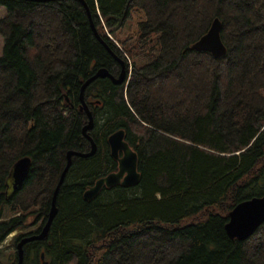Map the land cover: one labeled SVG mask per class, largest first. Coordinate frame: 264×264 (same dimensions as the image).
<instances>
[{"label": "trees", "instance_id": "16d2710c", "mask_svg": "<svg viewBox=\"0 0 264 264\" xmlns=\"http://www.w3.org/2000/svg\"><path fill=\"white\" fill-rule=\"evenodd\" d=\"M0 0V246L38 234L68 151L46 237L24 245L22 264H264V223L248 239L225 226L242 201L264 197V0ZM134 9V36L115 45ZM214 19L226 54L191 46ZM128 60H131L130 64ZM123 130L139 183L102 188L117 170L108 137ZM31 164L11 188L21 158ZM1 252V250H0ZM1 254V253H0ZM0 264L2 257L0 256ZM16 264V252L9 263Z\"/></svg>", "mask_w": 264, "mask_h": 264}, {"label": "water", "instance_id": "95a60500", "mask_svg": "<svg viewBox=\"0 0 264 264\" xmlns=\"http://www.w3.org/2000/svg\"><path fill=\"white\" fill-rule=\"evenodd\" d=\"M32 1L41 2L42 0ZM78 1L84 4L82 0ZM84 7L86 8L93 31L95 35L99 38L96 28L92 24L90 12L85 4ZM191 48L196 52L210 53L214 58H220L226 54V48L223 45L220 37V22L218 19L213 20L207 33L200 37L195 43H193ZM120 65L121 69L116 78L112 76L106 68H100L96 71L94 75H92L90 78L83 82L80 88L79 96L80 110L85 112L88 118V122L84 126L82 131L84 137L90 142L91 149L87 153H81L77 151L67 152L66 165L54 190L46 224L38 234L25 236L16 243V264L23 263L24 245L35 241H41L46 237L51 222L54 219L57 211L55 206L56 195L60 185L63 183L64 176L71 165V158L89 157L92 156L96 151L93 140L88 136V132L93 128V118L89 107L84 100V90L96 79L107 78L114 85H120L124 83L127 77V71L122 61H120ZM124 135L125 133L123 130H118L108 137V146L110 154L112 158L118 163L117 170L98 179L93 186H91L87 191H85L83 197L86 201H90L94 197H96L104 187L111 188L116 185H121L123 187H133L139 183L140 174L137 169V155L124 140ZM30 164L31 160L28 157H23L14 164L10 175L11 188L13 190L17 189L26 179ZM263 223L264 197H254L249 200L240 202L233 208V210L229 214V221L225 226V231L230 238L244 241L248 239L252 234H254L258 227ZM40 259L42 260L43 264H47L46 262H44L43 254L40 255Z\"/></svg>", "mask_w": 264, "mask_h": 264}, {"label": "rangeland", "instance_id": "374dc122", "mask_svg": "<svg viewBox=\"0 0 264 264\" xmlns=\"http://www.w3.org/2000/svg\"><path fill=\"white\" fill-rule=\"evenodd\" d=\"M5 10L3 8H0V18L4 15ZM142 21V13L139 9H134L131 14V19L126 22L123 29L121 31H117L113 34L109 33L107 30H105L106 36L115 44L118 46L119 40L125 39L128 36H134L135 32L137 31L138 23ZM3 48V40L0 37V55L2 53ZM129 64L131 60H128ZM25 232L21 231H15L12 234H10L4 243L0 246L2 257V264L9 263V259L11 260L15 254V239L19 237L21 234Z\"/></svg>", "mask_w": 264, "mask_h": 264}]
</instances>
